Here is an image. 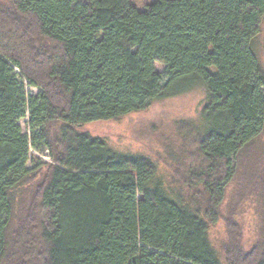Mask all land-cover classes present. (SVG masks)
Segmentation results:
<instances>
[{"label":"trees","instance_id":"1","mask_svg":"<svg viewBox=\"0 0 264 264\" xmlns=\"http://www.w3.org/2000/svg\"><path fill=\"white\" fill-rule=\"evenodd\" d=\"M10 10L0 11V264H264L263 171L244 174L237 195L262 208L251 247L234 213L220 252L209 240L238 156L264 132V69L250 50L264 0H158L141 11L131 0H12ZM14 69L41 92L28 96ZM197 86L207 125L188 172L199 194L187 200L154 182L149 158L76 130ZM30 149L51 163L27 168Z\"/></svg>","mask_w":264,"mask_h":264},{"label":"rangeland","instance_id":"2","mask_svg":"<svg viewBox=\"0 0 264 264\" xmlns=\"http://www.w3.org/2000/svg\"><path fill=\"white\" fill-rule=\"evenodd\" d=\"M158 0H131L138 10ZM12 0H0V11L11 9ZM11 11V10H10ZM250 50L264 69V18L258 24V33L250 42ZM163 66L155 63V70L163 72ZM14 72L19 75L17 69ZM28 96H37L41 91L29 86L20 77ZM207 100L203 86H197L192 91L168 99L156 100L147 110L127 115L119 120L98 122L76 128L92 137L103 140L113 151L126 155H141L149 158L156 167L155 183L162 185L172 199L187 200L193 193L199 194V189L188 187V172L197 165L196 141L199 134L205 130L206 122L201 118V110ZM23 134H29L28 114L19 122ZM27 168L32 164H50L47 151L36 152L30 149ZM239 175L229 185L225 202L220 211V220L209 227V240L220 252L226 240V228L223 218L234 213L235 221L243 234V243L250 248L258 237L262 221V208L251 196L240 203L238 192L243 183V176L254 178L257 173L264 172V132L238 156ZM250 167V170H249ZM43 168L38 176L21 189L22 201H27L42 179ZM247 173H244V172ZM234 210V211H232ZM220 254V253H219ZM221 255V254H220Z\"/></svg>","mask_w":264,"mask_h":264}]
</instances>
